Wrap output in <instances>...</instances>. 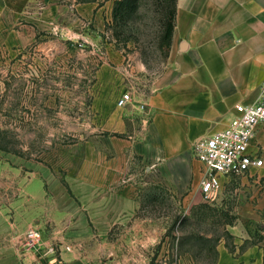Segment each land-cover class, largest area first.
Returning <instances> with one entry per match:
<instances>
[{
  "label": "rangeland",
  "instance_id": "1",
  "mask_svg": "<svg viewBox=\"0 0 264 264\" xmlns=\"http://www.w3.org/2000/svg\"><path fill=\"white\" fill-rule=\"evenodd\" d=\"M115 1L50 0L49 60L33 47L18 63L0 58V229L27 208L29 185L33 192L42 183L50 200H77L78 181L89 182L95 166L111 157L108 141L124 140L107 132L108 112L125 96L131 101L124 108L138 106L162 72L157 0H139L121 23L112 20ZM132 171L146 182L139 215L147 236L130 239L135 264H217L218 248L242 252L253 242L264 258L263 170L230 177L209 202L198 189L151 184L138 159ZM122 234L119 227L110 233L119 249L111 264L127 259ZM50 244L55 262L45 264H58L59 246Z\"/></svg>",
  "mask_w": 264,
  "mask_h": 264
},
{
  "label": "crops",
  "instance_id": "2",
  "mask_svg": "<svg viewBox=\"0 0 264 264\" xmlns=\"http://www.w3.org/2000/svg\"><path fill=\"white\" fill-rule=\"evenodd\" d=\"M51 12L50 0H0V58L15 64L33 47L49 60L50 40L44 35L51 29ZM263 82L264 0H176L168 58L139 99L145 112L138 106L108 112L107 132L124 140L108 141L111 157L95 166L89 182L78 181L77 200L61 195L50 200L42 183L33 192L28 186L27 208L16 211L12 226L0 229V264H45L18 246L32 227L45 245L58 244V264H102L103 255L115 263L118 240L110 233L119 227L124 264H135L130 239L147 236L146 219L139 215L146 182L132 171L135 160L153 185L200 191L205 167L193 157V143L224 129L235 106L252 104ZM248 152L263 160V167L249 174L264 172V123L256 127ZM217 252V264H264L253 246Z\"/></svg>",
  "mask_w": 264,
  "mask_h": 264
},
{
  "label": "built area",
  "instance_id": "3",
  "mask_svg": "<svg viewBox=\"0 0 264 264\" xmlns=\"http://www.w3.org/2000/svg\"><path fill=\"white\" fill-rule=\"evenodd\" d=\"M130 101L125 96L117 101L116 106L124 108ZM137 108L145 112L143 104H139ZM262 123L264 82L252 104L235 106V116L224 129L193 143L192 155L205 167V175L200 183V194L204 202H209L211 196L218 191L221 178L242 177L263 167V160L248 152L255 129ZM18 244L23 254L30 253L48 262H55V245H45L41 232L36 228H29L21 234Z\"/></svg>",
  "mask_w": 264,
  "mask_h": 264
},
{
  "label": "trees",
  "instance_id": "4",
  "mask_svg": "<svg viewBox=\"0 0 264 264\" xmlns=\"http://www.w3.org/2000/svg\"><path fill=\"white\" fill-rule=\"evenodd\" d=\"M139 0H116L111 12L112 20L121 23L124 18L134 12L138 7ZM160 6V33L158 37V48L162 53L163 62H166L170 50L174 21L176 14V0H157ZM256 245V243L251 244ZM264 263V258H263Z\"/></svg>",
  "mask_w": 264,
  "mask_h": 264
}]
</instances>
